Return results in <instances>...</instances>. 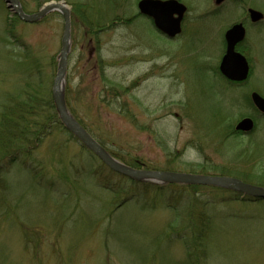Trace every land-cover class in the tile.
Segmentation results:
<instances>
[{
    "label": "rangeland",
    "instance_id": "1",
    "mask_svg": "<svg viewBox=\"0 0 264 264\" xmlns=\"http://www.w3.org/2000/svg\"><path fill=\"white\" fill-rule=\"evenodd\" d=\"M18 1L26 13L48 1H64L70 10L65 106L115 159H137L145 170L215 167L264 187V120L250 102L253 91L264 96V0H179L187 13L174 39L138 12V0L110 6L95 0L91 19H106L110 27L97 35L85 34L78 19L86 14L76 9L93 0ZM248 8L263 19L250 22ZM238 22L245 27L238 47L249 74L232 85L217 72L224 32ZM62 26L59 11L24 22L0 0V104L24 86L17 67L25 47L44 64L50 80L42 87L51 95ZM106 79L121 94L102 100ZM243 117L254 122L250 133L235 131ZM254 129L255 138H248ZM5 177L10 191L0 192V264H264V199L199 196L212 201L203 211L213 216L215 233L206 256L188 259L175 232L182 218L160 196L143 189L134 195L129 181L62 127L53 125ZM230 212L263 220L250 225L223 216Z\"/></svg>",
    "mask_w": 264,
    "mask_h": 264
},
{
    "label": "trees",
    "instance_id": "2",
    "mask_svg": "<svg viewBox=\"0 0 264 264\" xmlns=\"http://www.w3.org/2000/svg\"><path fill=\"white\" fill-rule=\"evenodd\" d=\"M119 2L122 5L124 0H104V6H110L112 2ZM76 9L84 10L86 17L84 19H78L84 27L85 34L97 35L108 28L105 25L106 19H91L93 17V8L96 7L95 0L87 3H79L76 5ZM23 10L26 12L25 8ZM126 22V19H121ZM113 21H111V24ZM241 53H244L243 49L237 47ZM48 62V61H47ZM47 62H45L46 65ZM50 64V62H49ZM21 67L24 71L25 79L24 86L16 93L9 94L7 100L0 104V192H9V183L5 176L8 175L9 170L14 166L25 155L33 152L42 142L46 135L50 133L51 127L64 126L58 117L55 106L52 102V96L50 92H45L42 85L50 80V76H46L44 72V64L41 59L36 57L34 51L29 47L22 49L21 58L18 62V67ZM217 72V71H216ZM219 74V72H217ZM107 80V83L102 88V100L107 99L108 94L118 92L115 88L117 84H113L112 81ZM229 84H238L224 80ZM31 88V89H30ZM16 94V95H15ZM114 99V97H113ZM264 116L260 118V120ZM259 122V118H257ZM79 124L87 128L78 121ZM256 124V123H255ZM259 125V123H258ZM256 128V127H255ZM257 129V128H256ZM254 131L249 134L248 138H255ZM89 133L98 141V143L112 156H115L108 150L102 141L98 140L96 136L90 131ZM226 134V133H225ZM228 135V133L226 134ZM236 136L234 130H229L228 136ZM253 143L257 149V143L254 139ZM251 150H253L251 148ZM250 150V151H251ZM122 162L130 167L137 169H147L139 160L132 159L130 162ZM142 169V170H143ZM166 170L189 172L195 174H207V175H229L234 176L229 170L220 172L215 167H205L203 165L185 164L183 167L178 166H167ZM118 174V173H117ZM120 178L129 181L133 187V191L136 195L138 190L147 191L155 196H160L162 201L165 202L166 208L172 209L176 212L177 217L182 218V225L176 227L175 232L177 233V240L182 241L186 250V256L188 259H196V256H200V252L206 256L207 240L215 233L214 226H211L213 222V216H208L204 213V207H206L211 200L208 198H202V195H213L211 198H218V196L229 195L234 199L237 198H249V196L241 194L236 191L224 189L213 185H197V184H177V183H162L155 184L150 181H137L118 174ZM253 176V175H250ZM236 177V176H234ZM255 177V176H253ZM239 178V177H237ZM239 179L247 181L248 178L240 177ZM258 183V182H255ZM129 199H125L122 202H126ZM213 204V203H212ZM180 207V209H179ZM7 210V209H6ZM8 211V210H7ZM183 216V217H182ZM223 216H229L233 221H246L247 223L256 224L262 223L263 217L258 215L254 218L253 215H238L236 213H227ZM217 219V215L214 217ZM215 223V222H214ZM212 228H211V227ZM173 228V227H172Z\"/></svg>",
    "mask_w": 264,
    "mask_h": 264
},
{
    "label": "water",
    "instance_id": "3",
    "mask_svg": "<svg viewBox=\"0 0 264 264\" xmlns=\"http://www.w3.org/2000/svg\"><path fill=\"white\" fill-rule=\"evenodd\" d=\"M6 7L24 22H38L51 11H59L63 18V29L61 36V46L58 55L57 69L52 81L51 95L58 117L65 129L75 136L82 145L90 150L112 171L127 176L137 181H152L154 183H177V184H197L213 185L224 189L236 191L252 198L264 199V187L253 185L242 181L239 178L227 175H207L189 172H178L171 170H145L136 169L125 165L111 156L98 141L82 127L78 120L69 113L64 102V78L66 73L67 58L70 46V10L65 6L64 1H48L44 3L34 13H26L18 0H3ZM225 0H214L220 5ZM137 9L140 14L152 19L155 28L168 38H175L181 32V20L183 19L187 7L179 0H139ZM249 20L252 23L260 22L263 14L253 8L247 9ZM245 38V27L242 22L232 24L224 32L225 51L219 63L221 75L234 82H243L249 74V64L246 57L235 50L236 46ZM250 102L264 115V97L258 92L250 94ZM235 131L243 134L250 133L254 128V122L250 117H243L235 123Z\"/></svg>",
    "mask_w": 264,
    "mask_h": 264
},
{
    "label": "flooded vegetation",
    "instance_id": "4",
    "mask_svg": "<svg viewBox=\"0 0 264 264\" xmlns=\"http://www.w3.org/2000/svg\"><path fill=\"white\" fill-rule=\"evenodd\" d=\"M182 21V23H183V20H181ZM181 27H182V24H181Z\"/></svg>",
    "mask_w": 264,
    "mask_h": 264
}]
</instances>
